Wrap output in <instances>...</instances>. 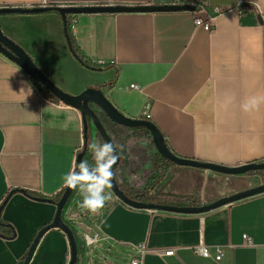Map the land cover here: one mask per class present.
I'll use <instances>...</instances> for the list:
<instances>
[{
    "label": "crops",
    "instance_id": "0c3cea01",
    "mask_svg": "<svg viewBox=\"0 0 264 264\" xmlns=\"http://www.w3.org/2000/svg\"><path fill=\"white\" fill-rule=\"evenodd\" d=\"M204 1L226 9L208 30L195 26L190 13ZM40 2L0 0V7ZM47 3L192 6L67 15L75 21L70 38L94 69L82 66L70 52L57 11L0 14V27L62 91L77 95L111 83L101 90L124 115L142 118L148 105L150 121L174 154L225 166L264 160V107L253 113L241 110L245 97L264 91V0ZM93 109L118 146V177L133 194L147 191L206 202L205 178L212 171L173 165L155 182L149 132L136 134ZM96 132L88 119V145L98 142ZM83 142L80 111L52 100L48 90L33 85L19 65L0 53V264H23L34 237L56 211L52 200L24 191L42 199L59 193ZM82 160L92 162L89 148ZM111 193L112 200L96 215L83 210L76 217L81 195H70L64 205L61 219L76 242L75 264H128L136 256L142 264H264V193L197 214L137 209ZM83 233L97 234V244L85 246ZM243 235L252 245L244 244ZM199 245L208 247L211 257L196 253ZM217 249L219 261L214 259ZM69 255L66 234L53 227L41 235L27 264H68Z\"/></svg>",
    "mask_w": 264,
    "mask_h": 264
},
{
    "label": "water",
    "instance_id": "95a60500",
    "mask_svg": "<svg viewBox=\"0 0 264 264\" xmlns=\"http://www.w3.org/2000/svg\"><path fill=\"white\" fill-rule=\"evenodd\" d=\"M192 6L189 5H142V6H47V7H0V14L5 13H39L46 11H57L63 21V30L68 46L69 34L66 31L67 15L80 14V13H104V12H154V11H178V10H191ZM0 53L8 59L19 65L32 80L33 85L36 87H43L50 92L58 101L67 106H72L78 109L82 116L83 121V135L84 142L82 150L76 156V163L79 164L82 161L84 154L88 149V119L93 123L97 133L100 135L104 142H111L114 144L111 137L105 130L99 116L93 109V106L97 107L104 115L113 123L128 128H144L150 136L152 143L157 153L163 158L170 160L175 165L189 166L212 172L226 174V175H242L252 171L264 170V160L260 162H251L237 166H225L214 163H206L191 158L180 157L174 154L165 143V140L160 133L159 129L150 121L143 118H131L121 113L111 103V101L104 95L100 88L88 87L77 95L68 94L57 86H55L44 73L34 64L31 57L25 53V51L9 39L1 30L0 27ZM115 145V144H114ZM117 154L119 156L118 150ZM119 159L114 165V172L119 164ZM111 191L115 196L125 203L126 205L137 209H150L159 210L174 213H204L216 209L218 207L234 203L241 199H245L257 194L264 193V184L246 189L228 196L221 197L210 203H201L195 206H182V205H169L162 203L144 202L129 198L123 190H121L116 182V178L112 182ZM72 189L64 188L61 197L55 202L56 211L53 220L42 227L34 237L25 257L24 263L27 264L32 256L33 250L41 237V235L48 229L56 227L61 229L67 236L70 247V257L68 264H75L77 260V246L71 229L61 219V213L64 205L68 201ZM40 200L51 201L49 198H40Z\"/></svg>",
    "mask_w": 264,
    "mask_h": 264
},
{
    "label": "clouds",
    "instance_id": "9594fccd",
    "mask_svg": "<svg viewBox=\"0 0 264 264\" xmlns=\"http://www.w3.org/2000/svg\"><path fill=\"white\" fill-rule=\"evenodd\" d=\"M47 3V0H43ZM264 107V91L245 97L241 110L253 113ZM92 153V162L82 160L79 164L73 161L71 170L63 177V186L68 189L78 190L83 197L79 203L82 210L92 215L99 214L107 202L112 200V182L116 178L114 165L119 156L118 146L111 142H92L88 145ZM85 240L89 237L86 235ZM133 264H138L133 261Z\"/></svg>",
    "mask_w": 264,
    "mask_h": 264
},
{
    "label": "rangeland",
    "instance_id": "374dc122",
    "mask_svg": "<svg viewBox=\"0 0 264 264\" xmlns=\"http://www.w3.org/2000/svg\"><path fill=\"white\" fill-rule=\"evenodd\" d=\"M133 131L136 134H138V133L143 134L145 132L144 129H140V128L138 130H133ZM111 133H114V131H111ZM153 151L155 152L154 158H153V161H154L153 162L154 163L153 164V172H154V170H156L155 169L156 163L157 162L162 163V162H161V160L158 159L159 154L155 150L154 146H153ZM167 168H166V170H167ZM166 170H165V172H166ZM248 173L242 174V175H226V174H220V173H216V172H209L210 176L208 178H205L206 183H205V188L203 191V194L205 197L204 199L206 200V202H202V203L203 204L204 203H210V202H213V201H215L221 197L228 196V195H231V194H234V193H237V192H240V191L250 189V188L264 184V170H261L260 172L254 173V174H248ZM155 175H156V172H155ZM157 176L154 177L155 180L157 179ZM71 195H73V196L75 195V197H80V193L78 190H73ZM161 203L162 204H169V205H178V203H172L169 200H166L165 202H161ZM182 206H187V205L182 204ZM84 212H85V210H84ZM84 212H83V210H81V212H79V213L77 212L76 217H82L85 214Z\"/></svg>",
    "mask_w": 264,
    "mask_h": 264
},
{
    "label": "trees",
    "instance_id": "16d2710c",
    "mask_svg": "<svg viewBox=\"0 0 264 264\" xmlns=\"http://www.w3.org/2000/svg\"><path fill=\"white\" fill-rule=\"evenodd\" d=\"M70 29H71V25L69 23V20L67 19L66 31H67L68 34L70 32ZM69 39H70L69 40L70 46H68V47H69V50L72 53V55L79 61V63L82 66L90 68V69H94L93 65H91L80 54L79 50L76 48L75 44L71 40L70 35H69ZM105 86H109L110 87L111 83H109L107 85H100L98 88L103 89ZM52 100L57 101V99L55 97H53V96H52ZM138 129L139 128H134L133 130H138ZM140 129H144V128H140ZM87 136H88V132H87ZM96 139H97L98 142H101V143L104 142L97 132H96ZM158 157H159L158 159L161 160L162 163L157 162L156 165H155L156 172L158 173L156 182L159 181L164 176V173H165V170H166L167 167L175 165L173 162L163 158L160 155ZM118 168H119V164H118V166L115 169L117 185L131 199H135V200H139V201L144 200L145 202H152V203H161V202H165L166 200H169V201L177 202V203H180V204H186L188 206H195V205H200L201 204V202L197 198L192 197V196L148 195L147 191H140L138 193L133 194L130 191V189L124 183H122L120 181V178L118 177ZM258 172H260V171H252V172H249L248 174H254V173H258ZM63 191H64V188L59 193H57L55 196H53V197H51L49 199H51L53 202H56L61 197ZM24 192H25V194H27V195H29L31 197L43 198V196H41L39 194H36V193H33V192H30V191H24Z\"/></svg>",
    "mask_w": 264,
    "mask_h": 264
},
{
    "label": "built area",
    "instance_id": "2783aa9c",
    "mask_svg": "<svg viewBox=\"0 0 264 264\" xmlns=\"http://www.w3.org/2000/svg\"><path fill=\"white\" fill-rule=\"evenodd\" d=\"M196 5V10H192L190 13L193 15V19H194V24L195 26H201V27H204L205 29H210L212 27V22H213V19L215 17V15L219 14V13H222L224 12L226 9L223 8V7H219V6H215V7H210L208 5L207 2H201V3H195ZM38 7H47V6H51L50 4L48 3H43V0H41V2L36 5ZM69 20V23L71 25V29L74 28V24H75V21L73 18L71 19H68ZM130 88L132 89H136L137 86L135 84H131L130 85ZM143 119H146V120H150L151 118V114L149 112V107L148 105H146L144 111H143ZM88 236L89 237V240L86 241L85 240V236ZM99 240V237L97 234H86V233H83V242H84V245L87 246V247H92L94 245L97 244ZM243 240H244V244L245 245H252V242L251 240L249 239V237L247 235H243ZM195 251L196 253L202 255V256H205V257H211L210 255V252H209V249L208 247L204 246V245H199L195 248ZM221 250L220 249H217L216 250V254L214 256V259L219 261L221 259ZM70 257V256H69ZM141 257L140 256H136V257H133L131 260H129V263L128 264H133V261H137L138 264H142V261H141Z\"/></svg>",
    "mask_w": 264,
    "mask_h": 264
}]
</instances>
